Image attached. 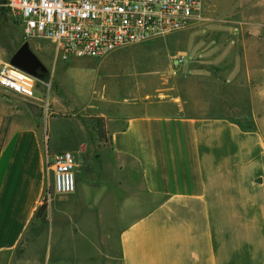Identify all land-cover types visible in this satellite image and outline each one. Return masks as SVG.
<instances>
[{"label": "crops", "instance_id": "0c3cea01", "mask_svg": "<svg viewBox=\"0 0 264 264\" xmlns=\"http://www.w3.org/2000/svg\"><path fill=\"white\" fill-rule=\"evenodd\" d=\"M236 26H264V0H204L189 27L108 55L146 44L195 60L133 89L131 101L52 104V129L57 118L72 122L65 145L47 143L38 98L0 86L13 93L0 96V264H264V120L241 112L252 104L249 59L223 39ZM29 42L61 59L54 42ZM64 150L78 186L43 219L46 154Z\"/></svg>", "mask_w": 264, "mask_h": 264}, {"label": "built area", "instance_id": "2783aa9c", "mask_svg": "<svg viewBox=\"0 0 264 264\" xmlns=\"http://www.w3.org/2000/svg\"><path fill=\"white\" fill-rule=\"evenodd\" d=\"M6 8L21 23L27 39L55 43L59 58H104L116 50L162 38L189 27L200 16L204 0H6ZM184 57L179 58V65ZM44 81L4 62L0 86L35 98ZM46 85L48 83L44 82ZM48 181L43 203L50 208L56 196L76 191V157L64 150L47 151Z\"/></svg>", "mask_w": 264, "mask_h": 264}, {"label": "rangeland", "instance_id": "374dc122", "mask_svg": "<svg viewBox=\"0 0 264 264\" xmlns=\"http://www.w3.org/2000/svg\"><path fill=\"white\" fill-rule=\"evenodd\" d=\"M21 26V23L16 22V18L12 14L2 16L0 13V67L4 62H9L12 54L25 41H30L22 33ZM232 31L233 33L223 31L228 34L226 37L223 36V39H233L229 43L236 46L237 54L243 58L248 57L249 64L247 63V65L251 72L248 81L252 86V96L250 95L252 104L248 110L244 108L241 109V112L248 111L252 115L251 117L264 120V26H236ZM215 42L217 43V39ZM145 46L146 44L139 45L138 52L125 57L116 54L104 58L72 57L69 60L44 59L34 51L50 72L48 81L38 82L36 88V98L38 99H35L39 100L44 108L43 124L47 143L53 145L55 142H59L57 144L65 145L72 126L69 119L57 118L53 127L61 129L62 135L55 137V129H52L50 115L52 104L72 111L88 107L102 99L123 101L128 98L131 101L130 93L133 89H137L147 81L157 82L163 74L168 72L171 65H179L178 59L174 58L176 54H169L164 49H148ZM188 53L181 69L182 73L192 71L190 66L195 58L193 52ZM198 56L202 57L203 55L199 52ZM44 82L48 84L46 85ZM239 92L236 86L230 87L231 95L237 93V104L243 107L245 101L247 103V99L238 95ZM11 94L13 93L9 94L8 91L0 88V96L10 98ZM244 124L254 126L252 121H245ZM76 184L78 186L77 170ZM50 212L52 214V207ZM114 212L115 208H110L108 215H113ZM91 214L93 216L101 215L99 209L92 211ZM92 223V231L101 230V227L100 229L93 228L96 223Z\"/></svg>", "mask_w": 264, "mask_h": 264}, {"label": "water", "instance_id": "95a60500", "mask_svg": "<svg viewBox=\"0 0 264 264\" xmlns=\"http://www.w3.org/2000/svg\"><path fill=\"white\" fill-rule=\"evenodd\" d=\"M9 62L38 78H40L41 71L47 69L39 56L31 48L29 41H25L17 49V51L10 57Z\"/></svg>", "mask_w": 264, "mask_h": 264}, {"label": "trees", "instance_id": "16d2710c", "mask_svg": "<svg viewBox=\"0 0 264 264\" xmlns=\"http://www.w3.org/2000/svg\"><path fill=\"white\" fill-rule=\"evenodd\" d=\"M6 0H0V13L2 14V16H6L9 14V10L8 8H6L5 6ZM40 78L44 81H48L50 78V73L48 71V69L42 70L40 73ZM244 128H255L254 126H243ZM98 132H99V136H100V140L104 141V139L106 138V130L104 127V124H102V122L99 120L98 121ZM2 138V137H1ZM2 141V139H1ZM37 215L39 217H42L43 219H45L48 215V205L46 203L42 204L38 210Z\"/></svg>", "mask_w": 264, "mask_h": 264}, {"label": "flooded vegetation", "instance_id": "af4514ba", "mask_svg": "<svg viewBox=\"0 0 264 264\" xmlns=\"http://www.w3.org/2000/svg\"><path fill=\"white\" fill-rule=\"evenodd\" d=\"M16 51H17V50H16ZM16 51H15V52H16ZM15 52H14V53H15ZM14 53H13V54H14ZM13 54H12V55H13Z\"/></svg>", "mask_w": 264, "mask_h": 264}]
</instances>
